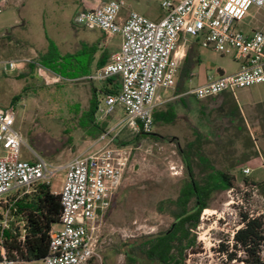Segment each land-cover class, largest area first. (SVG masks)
<instances>
[{
  "label": "rangeland",
  "instance_id": "obj_1",
  "mask_svg": "<svg viewBox=\"0 0 264 264\" xmlns=\"http://www.w3.org/2000/svg\"><path fill=\"white\" fill-rule=\"evenodd\" d=\"M161 1L153 0L152 13L161 11ZM145 15L156 18L154 14ZM263 22L264 6L258 9L251 5L236 26L244 32L261 27L264 32ZM10 30V37L21 33L17 29ZM38 30L32 23L29 38L36 39L41 34L38 40L47 43L51 56L62 54L76 41L74 27L62 20L45 23L44 31ZM196 48L200 58L191 68L194 75L187 78L185 84L178 79L172 88L159 90L162 97L176 95L157 107V110L172 109L175 117L168 123H155L151 135L137 136L127 128L117 131L119 127L115 124L123 116L120 107L108 115L95 113L97 123L106 122V130L114 127L112 135L129 141L130 159L112 206L101 220L97 255L85 264H132L124 254L127 246L139 244L145 236L170 226L173 217L159 211L157 206L177 196L185 177L178 146L183 148L197 133L202 135L201 152L214 168L234 176V187L214 191L210 196L207 210L200 213L199 222L193 228L195 243L185 250L184 264H249L244 261L246 255L242 251H236L235 259L227 261L226 254L219 252L218 247L223 243L232 251V231L241 226L242 213L261 216L264 225V186L252 183L264 180V82L238 89L236 96L224 93L198 100L185 91L199 85L205 74L216 73L217 69L231 72L236 63L228 55L200 45ZM24 59L38 61V56L21 44L0 38V107L13 106L15 110V127L25 142L21 148L22 159H32V149L48 162L63 165L91 143L81 123L89 108L92 84L82 78L68 77L57 64L49 68L64 78L52 81L51 76L42 77L38 67L30 69ZM9 60L16 62L14 70L8 69ZM20 72L22 76H18ZM18 94L20 99L9 105L11 97ZM102 97V94L97 97L101 103ZM251 98L253 100L249 101ZM232 106L238 107V113L215 137L211 122L219 115L218 107L228 111ZM245 167L251 169L249 175L242 172ZM63 178V170L56 172L50 190L59 189ZM119 244L121 249L117 251ZM259 257V261H264V232Z\"/></svg>",
  "mask_w": 264,
  "mask_h": 264
},
{
  "label": "built area",
  "instance_id": "obj_2",
  "mask_svg": "<svg viewBox=\"0 0 264 264\" xmlns=\"http://www.w3.org/2000/svg\"><path fill=\"white\" fill-rule=\"evenodd\" d=\"M81 2L75 24L98 28L107 37L120 35L119 49L82 77L89 82L119 79L118 90L104 93L96 111L108 115L120 107L123 116L115 124L117 131L153 132L158 92L175 86L189 37L204 48L228 55L238 69L209 75L185 93L198 100L221 93L236 96L238 89L264 82V32L261 27L244 32L236 26L251 5L261 9L264 0H162V15L156 20L136 11L123 15L120 0ZM24 61L38 67L42 77L64 78L39 61ZM7 63L9 70L17 67L13 60ZM15 119L13 106L0 107V264H85L97 255L100 223L123 182L129 146L115 142L112 127L63 165L48 162L29 147L33 157L25 160L21 158L25 142ZM60 170L64 171L62 183L50 191L58 195L61 211L49 230L47 253L31 260L8 259L1 244L3 231L18 228L21 236L24 233V215L15 203L30 197L42 184L50 188L52 176ZM242 172L249 175L251 169L245 167Z\"/></svg>",
  "mask_w": 264,
  "mask_h": 264
},
{
  "label": "trees",
  "instance_id": "obj_3",
  "mask_svg": "<svg viewBox=\"0 0 264 264\" xmlns=\"http://www.w3.org/2000/svg\"><path fill=\"white\" fill-rule=\"evenodd\" d=\"M8 33L0 38L5 37L9 42L14 41L26 46L13 36L10 37ZM38 61L48 67L54 65L52 61L40 55H38ZM33 67L34 64L29 63V68ZM190 67V63H185L178 79L187 78ZM64 70V68H60L63 74H65ZM80 73L82 72H77V74ZM20 75L22 76L23 73L18 76ZM20 97V94L14 96L12 104L17 102ZM98 103L97 95L92 88L89 108L84 113V120L81 123V127L92 140L106 131V122L99 124L95 121ZM217 111L219 115L211 122L215 137H218L220 132L233 122V118L239 110L237 106H232L228 111L221 107H218ZM174 117L175 115L171 111L153 112L155 122L168 123ZM136 134L138 136L143 133L136 132ZM201 139L202 135L197 133L194 140L187 142L183 148L178 146L179 155L184 164L185 177L181 180L177 196L174 199H165L159 202L157 206L159 211L166 212L173 217L172 223L163 231L145 236L139 244L128 245L124 254L130 263L184 264L185 250L195 243L193 228L199 222L200 213L207 210L210 196L214 191L228 190L234 187V176L214 168L209 159L201 152L199 149ZM115 142L119 145L129 143V141H123L119 137H115ZM252 183L260 187L264 186V180ZM15 205L18 212L24 215V233L21 236L18 228H15L14 231L9 229L3 231L1 244L5 248L6 257L13 260H31L43 257L48 251L49 230L59 220L61 205L58 195L53 194L48 185L42 184L30 197L19 199ZM240 224L241 226L235 229L231 235L232 251L229 252L228 246L223 243L219 245L218 251L226 254L227 261L235 259L236 251H242L246 255L245 262L257 263L260 259L259 249L264 232L262 217L242 213ZM120 249L121 245L119 244L117 251Z\"/></svg>",
  "mask_w": 264,
  "mask_h": 264
},
{
  "label": "crops",
  "instance_id": "obj_4",
  "mask_svg": "<svg viewBox=\"0 0 264 264\" xmlns=\"http://www.w3.org/2000/svg\"><path fill=\"white\" fill-rule=\"evenodd\" d=\"M120 1L122 2L121 13L123 15H126L129 11H136L143 15L154 14L156 18H154L153 20L160 18L162 15V10L158 11L157 14L150 11L152 8L151 4H153V0ZM82 6L83 5L81 0H6L2 6L0 5V14H2V16H0V37L9 32V29H11V32L13 29H17L21 33L17 37H13L26 44L25 47H27L29 51L36 54L37 56L40 55L41 57L49 59L53 64H57L60 68H64V73L68 77L75 79L82 78L88 72L105 64L109 60L110 55L113 52L117 51L120 46V35L107 37L104 32H102L98 28H90L83 25H77L73 22L75 14L81 10ZM124 7L126 10L125 12L123 11ZM60 20L74 27L76 33V41L74 43H70L67 46V50L62 54L51 56L47 43L40 42V40H38L39 37L42 38L41 34H39L40 36L36 37V39L32 38V40H30L29 37L31 33V24L35 23L39 28L38 31L43 32L45 23L55 24ZM255 28L258 27H254L251 30ZM117 37L118 40L115 41V38ZM198 45L199 44L195 39H188V41L184 43L183 48L185 50V57L179 66L177 80L179 78L182 66L185 63L188 62L191 64L189 71L190 74L193 65L199 62V52L196 48V46ZM237 69L238 64H236V68L229 73L235 72ZM77 72L82 73L77 74ZM222 72L228 73L224 72L221 69H217L216 73L205 74L201 83L205 81L207 76L216 75ZM189 74L187 78L190 77ZM187 78L184 79V84ZM91 84L98 97L101 94L103 95L104 93L114 92L118 90L120 81L117 77H113L109 81L107 80L105 82H91ZM175 97L176 95L173 97H170V95L162 97L158 92V104L154 111L173 112L172 109L157 110V107H160L162 103L170 101V99H174ZM13 98L14 97H11L8 103L9 105L12 104ZM252 100V98L249 99V101ZM236 103L237 105H239L237 100ZM8 104L4 103L5 106ZM155 123L157 122L154 121V126Z\"/></svg>",
  "mask_w": 264,
  "mask_h": 264
},
{
  "label": "water",
  "instance_id": "obj_5",
  "mask_svg": "<svg viewBox=\"0 0 264 264\" xmlns=\"http://www.w3.org/2000/svg\"><path fill=\"white\" fill-rule=\"evenodd\" d=\"M252 264H264V261L257 262V263H252Z\"/></svg>",
  "mask_w": 264,
  "mask_h": 264
},
{
  "label": "flooded vegetation",
  "instance_id": "obj_6",
  "mask_svg": "<svg viewBox=\"0 0 264 264\" xmlns=\"http://www.w3.org/2000/svg\"><path fill=\"white\" fill-rule=\"evenodd\" d=\"M259 262H261V261H259ZM249 264H252V263H249Z\"/></svg>",
  "mask_w": 264,
  "mask_h": 264
}]
</instances>
